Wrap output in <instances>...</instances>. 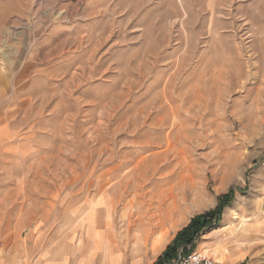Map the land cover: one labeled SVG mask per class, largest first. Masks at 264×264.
<instances>
[{
    "label": "rangeland",
    "instance_id": "obj_1",
    "mask_svg": "<svg viewBox=\"0 0 264 264\" xmlns=\"http://www.w3.org/2000/svg\"><path fill=\"white\" fill-rule=\"evenodd\" d=\"M0 180L93 264L231 194L192 251L264 264V0H0Z\"/></svg>",
    "mask_w": 264,
    "mask_h": 264
},
{
    "label": "crops",
    "instance_id": "obj_2",
    "mask_svg": "<svg viewBox=\"0 0 264 264\" xmlns=\"http://www.w3.org/2000/svg\"><path fill=\"white\" fill-rule=\"evenodd\" d=\"M18 183L19 180L16 184L13 183L14 186H6L4 191L0 188V264H93L91 260L77 261L71 255L55 254L49 252L48 248L40 246L42 245L38 236L40 230L34 227L33 215L22 219L19 215L20 210L12 207L13 204H17L19 198ZM5 203L6 207L3 209ZM174 215V218L171 215L166 223L162 220L156 222L155 219H149L151 225L147 227L145 240L147 238L149 242L147 246L152 251L166 248L179 231L177 212ZM107 250L108 245L105 252Z\"/></svg>",
    "mask_w": 264,
    "mask_h": 264
},
{
    "label": "trees",
    "instance_id": "obj_3",
    "mask_svg": "<svg viewBox=\"0 0 264 264\" xmlns=\"http://www.w3.org/2000/svg\"><path fill=\"white\" fill-rule=\"evenodd\" d=\"M231 199V194L221 196L218 198V204L214 210L192 218L189 224L176 234L154 264H172L173 260L177 258L179 250L182 255L192 252L195 242L200 239L202 233L214 223L219 222L222 208Z\"/></svg>",
    "mask_w": 264,
    "mask_h": 264
},
{
    "label": "built area",
    "instance_id": "obj_4",
    "mask_svg": "<svg viewBox=\"0 0 264 264\" xmlns=\"http://www.w3.org/2000/svg\"><path fill=\"white\" fill-rule=\"evenodd\" d=\"M173 264H216L215 261L207 254L192 251L185 255L178 254Z\"/></svg>",
    "mask_w": 264,
    "mask_h": 264
}]
</instances>
